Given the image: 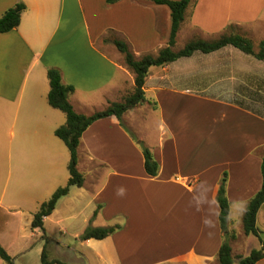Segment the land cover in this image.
I'll return each instance as SVG.
<instances>
[{
  "label": "crops",
  "instance_id": "1",
  "mask_svg": "<svg viewBox=\"0 0 264 264\" xmlns=\"http://www.w3.org/2000/svg\"><path fill=\"white\" fill-rule=\"evenodd\" d=\"M19 3L26 6L20 25L0 33V115L10 124L11 154L29 168L22 172V189L48 185L52 194L68 148L55 135L66 115L46 103L48 69H59L63 83L74 87L70 102L78 113L103 111L135 88L124 55L106 40H123L137 58L157 54L168 46L171 10L148 0H0V18ZM261 3L192 0L175 50L182 49L181 36L186 45L194 37L214 41L223 35L246 36L258 50L264 38L256 43L253 35L264 19ZM144 90L147 102L122 119L98 120L83 134L81 164L92 171L89 164L96 162L107 176H95V190L86 179L75 199L92 197L88 219L99 206L96 218H120L122 228L111 236L118 264H214L223 243L216 196L224 173L230 230L235 211L243 222L262 188L264 61L232 45L196 52L150 68ZM141 144L160 164L155 177L146 173ZM257 224L264 237V204ZM10 227L0 235L7 252L33 247L26 238L40 230L23 237ZM0 264L6 263L0 258Z\"/></svg>",
  "mask_w": 264,
  "mask_h": 264
},
{
  "label": "trees",
  "instance_id": "2",
  "mask_svg": "<svg viewBox=\"0 0 264 264\" xmlns=\"http://www.w3.org/2000/svg\"><path fill=\"white\" fill-rule=\"evenodd\" d=\"M120 0H107L109 4H114ZM156 5L167 6L171 10L172 26L168 46L161 49L157 54H146L141 58H137L130 47L123 40L113 38L106 40L113 43L116 48L124 55L125 63L128 68L135 74L134 91L125 95L121 102L111 103L105 110L95 112L92 115L78 113L70 102V96L74 92V87L65 85L62 81V74L57 68L48 69V79L50 82V92L48 102L50 106L62 111L67 118L66 123L57 128L55 135L61 139L70 151V162L68 171L70 178L64 187L58 188L51 198L44 202L38 212L34 215L31 228L34 231L42 230L45 232V218L49 217L56 210L59 201L69 195L72 187L82 188L86 182L84 174L79 170V146L82 141L83 134L96 121L111 116L122 119L123 115L135 109L139 105L147 102L144 90L149 70L152 67H161L181 58L192 56L196 52L211 53L225 46L232 45L246 54L255 56L257 59L264 61V39L260 42L258 50L255 49L252 39L242 35H223L214 41H205L202 39H193L189 41L184 48L179 51L175 50L178 34L181 30L182 23L185 20V14L192 0H148ZM26 10L23 3H19L13 8L6 11L0 18V33H8L16 29L22 19V15ZM144 154V167L146 173L150 176H157L160 171V164L154 158V155L148 147L141 144ZM227 173H224L221 184L216 196V201L220 207L219 222L223 233V243L218 253V261L220 264H233V248L232 241L236 239V235L230 230L231 208L227 198ZM262 188L249 201L244 215L243 228L247 236H255L261 242L262 247L253 249L248 256H239L238 264H257L264 259V238L263 231L258 227L257 217L260 208L264 204V157L262 162ZM101 206L94 213L97 216ZM122 227L121 225L108 227L88 226L81 234L82 241L89 240H105L114 235ZM45 246L42 251V264H65L60 260L49 258V245L52 239L44 235ZM0 258L6 264H16L7 250L0 244Z\"/></svg>",
  "mask_w": 264,
  "mask_h": 264
},
{
  "label": "rangeland",
  "instance_id": "3",
  "mask_svg": "<svg viewBox=\"0 0 264 264\" xmlns=\"http://www.w3.org/2000/svg\"><path fill=\"white\" fill-rule=\"evenodd\" d=\"M261 5L264 6V3H261ZM262 17H264V12L262 13ZM262 21L263 22L255 28L256 32L253 35L256 43L264 38V19ZM108 36L109 38L113 37L111 33ZM187 37L188 33L185 35L186 39ZM193 39L197 38L194 37L189 41ZM184 40L185 39L181 36L178 43L179 48L185 47L184 43L186 41ZM46 103L49 105L47 100ZM10 142V124L4 116L0 115V203L3 205V207L0 208V235L7 234V230L11 226V229L14 227V233L20 231L23 237H28L32 233L31 222L34 214L40 208L42 201L49 200L58 187H64L68 183L70 174L67 168L71 155L70 151L67 149L68 161L63 168L62 181L58 183L56 189L52 187L54 190L52 194L48 193L51 189L48 185L40 187L38 184H35L31 188L22 189L21 175L27 169V164L23 162L22 158L11 154ZM17 153H19V151H17ZM79 159L80 164L78 167L87 179L88 187L90 188V186H92V190H95V188L100 185V180L96 179L95 176H97V174L105 176L103 179L104 181L107 176L106 172H104L96 162H93L94 164H92V166L89 164V168L92 169L91 171L84 167L86 164H84V166L81 164V156ZM77 193H79V188L72 187L70 195L60 200L55 210L56 212L46 220L45 232L40 230L34 238H26L31 245H33L31 249H23V247L16 249L12 248V253L8 252L15 258L16 264H42V251L46 244L44 235L52 239L49 245L50 259L60 260L65 264H118L114 250L116 243L115 238L113 239L110 237L101 241L93 240L92 244H87L80 239V235L88 226L108 227L118 225L121 223L120 218L109 219L107 216L96 218L92 212V217L88 219L87 215L90 214L91 211L90 208L87 207V204L92 200V197L88 196L86 199L82 200L75 199L77 198ZM233 219L231 230L236 235V240L232 242L234 256L233 264H238L237 258L239 256H248L251 249L260 247V242L257 237L247 236L245 234L242 219L236 211ZM10 222L11 224H7ZM7 243L14 244L13 238H8ZM97 252L100 253V256L102 255L103 258L96 255ZM214 264L220 263L217 261Z\"/></svg>",
  "mask_w": 264,
  "mask_h": 264
}]
</instances>
